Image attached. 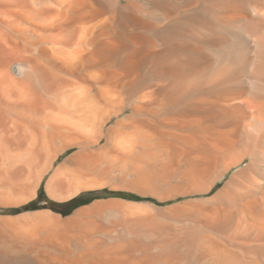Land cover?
Masks as SVG:
<instances>
[{
  "label": "bare ground",
  "instance_id": "1",
  "mask_svg": "<svg viewBox=\"0 0 264 264\" xmlns=\"http://www.w3.org/2000/svg\"><path fill=\"white\" fill-rule=\"evenodd\" d=\"M0 264H264V0H0Z\"/></svg>",
  "mask_w": 264,
  "mask_h": 264
},
{
  "label": "rangeland",
  "instance_id": "2",
  "mask_svg": "<svg viewBox=\"0 0 264 264\" xmlns=\"http://www.w3.org/2000/svg\"><path fill=\"white\" fill-rule=\"evenodd\" d=\"M149 110H154V108H143L141 111V113H142V115H136V116H138V117H136V119L137 120H141V119H145L147 116H148V111ZM125 112L126 113H129V109H126L125 110ZM146 113H147V115H146ZM144 116V117H143ZM140 118V119H139ZM85 195V194H84ZM82 197V196H81ZM84 198H85V196H84ZM84 198H82V199H84ZM46 200V197H45V195H44V192H43V190H41L40 191V196H39V198L34 202V205L33 206H37L36 204H38V203H41V202H44ZM76 200H73V201H71V202H69V203H66V204H62V205H59V206H56V205H54L53 207L56 209V210H59V211H64L65 213H64V215L65 214H69L70 212H71V208L72 207H74V206H76V205H78V204H80V202H82L81 201V199L80 200H78L76 203ZM59 208V209H58Z\"/></svg>",
  "mask_w": 264,
  "mask_h": 264
},
{
  "label": "crops",
  "instance_id": "3",
  "mask_svg": "<svg viewBox=\"0 0 264 264\" xmlns=\"http://www.w3.org/2000/svg\"><path fill=\"white\" fill-rule=\"evenodd\" d=\"M149 107V106H146V108ZM150 107H153V106H150ZM141 115V114H140Z\"/></svg>",
  "mask_w": 264,
  "mask_h": 264
}]
</instances>
